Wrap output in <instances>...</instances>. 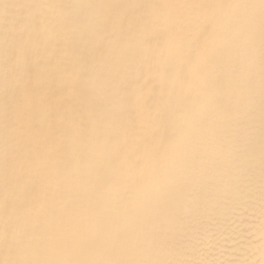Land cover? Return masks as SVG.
I'll return each mask as SVG.
<instances>
[{"label": "bare ground", "instance_id": "obj_1", "mask_svg": "<svg viewBox=\"0 0 264 264\" xmlns=\"http://www.w3.org/2000/svg\"><path fill=\"white\" fill-rule=\"evenodd\" d=\"M18 261L264 264L261 0H0Z\"/></svg>", "mask_w": 264, "mask_h": 264}, {"label": "snow or ice", "instance_id": "obj_2", "mask_svg": "<svg viewBox=\"0 0 264 264\" xmlns=\"http://www.w3.org/2000/svg\"><path fill=\"white\" fill-rule=\"evenodd\" d=\"M5 7H8L7 5ZM13 7H17L14 5ZM18 7H26L25 5H19ZM262 17H264V0H261ZM211 25L213 32L215 31L217 22L215 20H209L204 25V30ZM211 36V33H208ZM211 43V41H209ZM15 264H216L214 261H64V262H50V261H18Z\"/></svg>", "mask_w": 264, "mask_h": 264}]
</instances>
